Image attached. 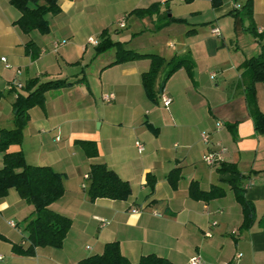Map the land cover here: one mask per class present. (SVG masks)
Wrapping results in <instances>:
<instances>
[{"label": "crops", "instance_id": "obj_1", "mask_svg": "<svg viewBox=\"0 0 264 264\" xmlns=\"http://www.w3.org/2000/svg\"><path fill=\"white\" fill-rule=\"evenodd\" d=\"M180 1L184 0H59L60 10L47 13L49 30L42 34L36 29L23 32L14 23L19 10L9 0H0V90L15 87L0 98V129L15 126L13 102L18 92H26L30 79L84 76L82 82L44 92L43 104L29 109L21 142L7 148L20 150L29 164L50 166L63 175L64 193L49 205L71 219L63 245H42L31 256L11 250V243L28 244L19 223L10 224L12 217L26 223L33 211L12 188L0 196V214L7 218L0 223L5 237L0 239V261H6L2 264H80L83 257L102 252L109 241H117L120 253L132 263L152 252L174 264H189L197 254L203 264H264V133L255 129L241 73L242 63L257 55L260 45L245 30L247 22L234 28L231 12L244 0H221L217 7L211 0L184 1L182 10L176 7ZM155 2L160 14L129 13ZM252 4L254 24L264 28V0ZM167 9L166 16L184 21L158 28ZM122 17L125 26L119 27ZM114 23L116 31L129 26L120 39L112 37ZM214 27L220 36L212 33ZM103 29L112 40L125 41L126 47L131 43L139 53H159L166 60L186 54L194 61L192 73L185 66L171 73L153 101L140 76L150 60L143 56L110 64L116 59L114 48L96 55L88 36L99 41ZM148 32L161 37L147 42L150 47L138 46L136 40ZM30 41L38 53L35 58L25 53ZM56 41L61 44L55 46ZM256 86L264 111V87ZM105 93L114 99L106 102ZM162 93L171 97L168 107L160 102ZM201 131L209 133L208 143L202 141ZM83 140H94L97 156L86 155ZM136 141L144 145L142 152ZM215 142L226 147L224 161L234 163L242 174L243 195L254 208L248 227L241 226L242 205L231 185L220 181L217 166L207 165L201 156ZM1 160L0 153V167ZM93 162L107 164L129 182L126 200H89V178L84 175H89ZM174 167L179 176L172 186L167 175ZM191 182L204 190L217 183L225 192L209 200L193 198ZM135 207L137 212H131Z\"/></svg>", "mask_w": 264, "mask_h": 264}, {"label": "trees", "instance_id": "obj_2", "mask_svg": "<svg viewBox=\"0 0 264 264\" xmlns=\"http://www.w3.org/2000/svg\"><path fill=\"white\" fill-rule=\"evenodd\" d=\"M59 0H9L10 4L19 10V18L14 22L17 27L21 28L23 32H30L34 29L40 33L45 34L49 30L47 13L55 14L60 10L58 5ZM189 3L193 0H184ZM221 0H211V6L217 7ZM253 0H244L240 7L233 9L231 14L234 19V28L242 27L244 22H247L245 30L253 35L259 42L260 52L247 58L241 65L242 74L246 78L245 86V100L249 108V113L252 116L256 131L264 133V111L260 109L257 99V86L262 84L264 87V31L258 32V28L254 24L253 17ZM159 4L155 2L149 7L135 8L130 11V14L142 15L160 14ZM158 28L168 24L170 21H184V18H174L171 15L166 16ZM163 17V18H164ZM186 22V21H185ZM189 32V31H188ZM106 29H103L100 34L98 44L95 45V54L102 53V51L114 48L116 51V59L110 64L122 62L127 59H136L145 56L150 61L147 71H144L141 76L143 90L146 95L153 101H157L158 93L161 92L165 86L166 81L181 67H186L188 74L192 73L194 61L186 54L174 55L166 60L159 53H139L125 46V41L118 39L112 40L108 36ZM25 53L30 54L35 58L37 53L33 43L27 42L25 46ZM163 67V68H162ZM162 69V70H161ZM162 72L161 79L158 85H155V79L158 72ZM83 75L76 76L74 80H68L64 77L60 79H49L40 81L35 77L30 79L24 90L26 92H18L16 99L13 102L14 110V127L10 129H0V153L2 154V166L0 167V196L1 198L7 196L9 189L16 190L18 195L25 200V202L33 206V211L29 214L24 228L23 240L27 241L24 246L20 243H11V250L16 254L33 255L35 249L40 246H51L60 248L63 245V240L68 232V227L71 225L69 216L61 215L58 212L49 208L53 200L58 199L64 193L63 175L55 171L50 166L46 165H32L25 161L23 153L18 151H8V147L12 144H19L22 139L23 128L29 119V109L36 104L42 105L44 102V92L50 88L68 87L76 82H82ZM15 87H10L6 92L0 90V98L6 93L11 92ZM88 157H95L98 155L97 147L94 145V140L80 141ZM219 174L220 181L228 182L234 190V195L239 203L242 205L243 221L242 227H248L254 217L253 204L248 201L242 186V174L236 168L234 163L222 161L219 166L215 167ZM89 180L86 187V193L89 200L94 201V198H109L112 200H126L131 194V186L127 180L122 179L114 170L108 167L105 163H95L90 165ZM178 170L176 167L170 169L167 179L169 184L175 186L178 180ZM152 181L149 183L150 187ZM190 196L197 199L209 200L217 196H223L225 189L219 184H212L207 190L199 188L197 183L191 182L189 186ZM5 240V237L0 232V239ZM120 246L117 241H109L105 243L103 251L99 254H91L83 257L79 261L80 264H174L169 259L152 252L150 254L140 256L136 263H132L120 253ZM16 264V263H15Z\"/></svg>", "mask_w": 264, "mask_h": 264}, {"label": "built area", "instance_id": "obj_3", "mask_svg": "<svg viewBox=\"0 0 264 264\" xmlns=\"http://www.w3.org/2000/svg\"><path fill=\"white\" fill-rule=\"evenodd\" d=\"M125 17H122L120 18L117 23L119 25V27H124L125 26ZM258 32H262L264 31V28H259L257 30ZM220 30L219 28L217 27H214L212 29V33L216 36H220L221 33H219ZM88 41L91 42L92 45H97L98 44V39L97 38H94V37H90L88 36ZM61 42L65 43L66 41L64 39L61 40ZM61 42L59 43L58 41H56L54 44L55 46H58L59 44H61ZM2 61H5V58L2 57L1 58ZM8 66V65H7ZM103 99L106 100V102H110L114 99V95L112 93H109V94H104L103 96ZM171 97L169 95H167L166 93H162L161 94V103L163 106L165 107H168L169 104L171 103ZM221 124H219L218 127H220ZM201 137H202V141L203 142H206L208 143L209 141V133L206 132V131H201ZM134 145H136V148L139 152H142L144 150V145L142 144V142L140 141H136L134 142ZM226 151V147L223 146L220 142H215L214 146H212V148L210 150H208L206 153L202 154V158H203V161L209 165V166H218L222 161H224V153ZM89 178V175L88 174H85L84 175V179H88ZM82 187H84V185H82ZM135 211L137 212V209L136 207L134 209L131 210V212L135 213ZM102 223L105 222L104 219H99ZM213 224H215V222H212ZM10 224L12 226L15 225V222L11 221ZM206 235L209 236L210 233L209 232H206ZM203 260L201 258L200 255H192L190 260H189V264H203Z\"/></svg>", "mask_w": 264, "mask_h": 264}, {"label": "rangeland", "instance_id": "obj_4", "mask_svg": "<svg viewBox=\"0 0 264 264\" xmlns=\"http://www.w3.org/2000/svg\"><path fill=\"white\" fill-rule=\"evenodd\" d=\"M187 3V2H186ZM185 2L184 1H180V4L178 5V6H176L178 9H186V7H185ZM115 24L116 23H114V24H111L110 26L112 27V37L113 38H118V39H120V38H122L124 35H126L127 34V32H128V29H129V26L127 27V28H122V29H120L118 26V28H117V31L116 30H114L115 28H114V26H115ZM142 25H144V23H142ZM145 26V25H144ZM160 38L161 37V35L160 34H158L157 32L156 33H153V32H148V33H146V34H143L142 35V37H140V38H138L136 41H138L139 43H138V46H139V44L140 45H142L143 43V45L144 46H152L150 43L148 44L147 42H152L153 41V39H156V38ZM132 46V44L131 43H129V44H127V47H129V46ZM150 50H152V49H150ZM87 75H88V73H87ZM92 77H94V74H93V76ZM93 81V83L94 84H96L98 81H94V78L92 79ZM98 84V83H97ZM2 120H4V118H5V114H4V112H2ZM96 126H97V123H96ZM224 146V145H223ZM15 191V190H14ZM13 218V221H15V223H19V225L21 226V229L22 228H24V226H25V221H24V219H20V218H18V217H12ZM6 217H3V216H1V214H0V223H1V225H2V223H5L6 222ZM4 262H6L5 260H1L0 261V264H2V263H4Z\"/></svg>", "mask_w": 264, "mask_h": 264}]
</instances>
